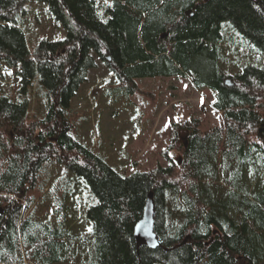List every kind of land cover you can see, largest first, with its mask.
I'll return each mask as SVG.
<instances>
[{
    "label": "trees",
    "instance_id": "16d2710c",
    "mask_svg": "<svg viewBox=\"0 0 264 264\" xmlns=\"http://www.w3.org/2000/svg\"><path fill=\"white\" fill-rule=\"evenodd\" d=\"M28 1L0 0V61L19 67L21 80L17 100L0 95V264H264V68L231 74L221 64L227 28L264 54V0H33L66 37L32 51L18 26ZM96 57L129 92L157 77L208 88L219 124H172L178 160L120 175L74 137L65 115ZM35 84L46 114L26 125ZM53 165L66 176L46 186ZM34 190L56 202V225L28 213ZM84 193L89 236L78 228ZM150 193L155 249L134 237Z\"/></svg>",
    "mask_w": 264,
    "mask_h": 264
},
{
    "label": "rangeland",
    "instance_id": "374dc122",
    "mask_svg": "<svg viewBox=\"0 0 264 264\" xmlns=\"http://www.w3.org/2000/svg\"><path fill=\"white\" fill-rule=\"evenodd\" d=\"M100 3L106 5L109 0H100ZM69 24L73 25L71 21ZM18 26L31 51L43 39L56 41L66 37L63 24L56 21L48 5L40 1L27 2L25 12L18 17ZM226 32L225 48L223 46L226 61L224 58L225 62L221 61L222 71L234 74L246 65L264 68V54H257L236 32L232 33L229 28ZM96 63V68L88 72L87 81L71 99L65 115L74 126V137L122 176L167 167L169 159L180 158L181 152L174 149L172 142V124L198 121L202 131L219 124L220 113L212 106L213 93L208 88H194L187 77L138 79L130 85L129 92L98 57ZM18 70L19 67L0 61V95L17 100L21 86ZM30 95L26 125L37 123L46 114V96L38 85H34ZM65 176L62 166H48L41 183L48 186L52 179ZM30 195L36 200L28 213L39 222L56 225L60 220L56 202L38 200L41 194L36 190ZM88 202L85 193L83 200H78V228L81 226L82 236H89L92 230L87 218Z\"/></svg>",
    "mask_w": 264,
    "mask_h": 264
},
{
    "label": "water",
    "instance_id": "95a60500",
    "mask_svg": "<svg viewBox=\"0 0 264 264\" xmlns=\"http://www.w3.org/2000/svg\"><path fill=\"white\" fill-rule=\"evenodd\" d=\"M154 214V203L152 193H150L142 217L134 227V237L138 247L146 246L155 249L161 246V242L154 231Z\"/></svg>",
    "mask_w": 264,
    "mask_h": 264
}]
</instances>
